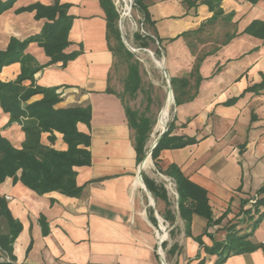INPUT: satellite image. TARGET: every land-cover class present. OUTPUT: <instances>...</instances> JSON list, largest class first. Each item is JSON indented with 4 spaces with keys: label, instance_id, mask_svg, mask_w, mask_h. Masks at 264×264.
Returning a JSON list of instances; mask_svg holds the SVG:
<instances>
[{
    "label": "crops",
    "instance_id": "0c3cea01",
    "mask_svg": "<svg viewBox=\"0 0 264 264\" xmlns=\"http://www.w3.org/2000/svg\"><path fill=\"white\" fill-rule=\"evenodd\" d=\"M54 1L16 0L0 14V49L5 50L11 38L23 41L43 29L46 18L38 19L35 11L21 8ZM59 1L69 4L72 16L65 52L77 54L64 64H49L51 58L44 48L37 41L30 42L24 52L44 67L35 73L33 82L27 79L23 84L56 87L62 96L58 107L90 104L91 121L88 125L79 122L78 128L91 135V165L76 167L77 183L83 186L77 197L59 191L38 194L13 177L0 183V196L9 197L8 206L22 224L13 244V263L161 264L156 228L138 176L141 162L133 130L125 104L111 86L116 55L107 39L105 10L100 0ZM144 2L163 40L170 75L189 77L192 86L183 97L185 102L177 105L172 135L198 139L184 147L163 149L159 165L163 170L179 167L189 180L206 189L214 219L221 218L208 226L205 217L194 214L187 235L185 220L178 212L183 227L170 242L179 245L174 264H200L202 259L204 264H213L218 255L206 252L196 237L200 235L203 244L211 247L225 239L232 224L241 233L253 229L251 240L256 248L230 255L223 264H264V218L254 226L258 214L250 204L264 195V88L248 90L263 81L264 40L241 33L253 20L264 21V0H223L225 13L234 12L231 23L219 18L202 32L192 33L189 39L195 43L194 52L180 35L197 30L212 17L208 6L189 9L185 0ZM216 26L224 31L220 34ZM235 32L224 43L227 34ZM202 57L199 73L190 76ZM20 72V62L5 65L0 80L14 81ZM42 97L35 94L28 103ZM0 133L16 147L26 137L1 104ZM40 140L57 150L68 147L58 131L54 140L50 132H42ZM159 206L163 214L165 201L161 199ZM177 218L176 214V230Z\"/></svg>",
    "mask_w": 264,
    "mask_h": 264
},
{
    "label": "trees",
    "instance_id": "16d2710c",
    "mask_svg": "<svg viewBox=\"0 0 264 264\" xmlns=\"http://www.w3.org/2000/svg\"><path fill=\"white\" fill-rule=\"evenodd\" d=\"M15 1L0 0V14L11 8ZM100 1L106 13L107 39L111 49L117 55L123 47L117 30L118 14L112 0ZM222 1L185 0L189 9H196L200 4H205L213 12L212 17L202 23L197 30L187 31L180 35L187 39V44L193 52L195 51V43L189 39L192 33L202 32L208 24L215 23L219 18L226 23H231L234 12L225 13ZM248 1L257 3L259 0ZM135 5L143 15V23L152 30H147L149 34L143 39L140 35L137 36L141 39L142 45L148 46L153 39L152 35H154L159 44L164 47L163 40L158 37L154 28L148 5L144 0H135ZM21 11H35L36 18H46L47 21L40 33L23 41L11 38L7 48L5 50L0 49V72L5 65L14 62L21 63V72L14 81L4 82L0 80V104L3 110L10 114V121L18 122L26 135L22 146L16 147L0 133V183L7 177H13L19 179L25 186L38 194L59 191L67 196L77 197L81 195L83 186L77 183L76 167L91 165V152L89 149L91 135L79 130L78 123L83 122L87 125L90 123L92 118L91 106L86 103H76L68 107H58L57 104L62 100V96L57 92L56 87H44L35 84L26 87L23 84L27 79L33 82L35 73L44 67V65L38 64L33 56L24 52L30 42L37 41L44 48L46 54L51 58L49 64L59 61L64 64L76 56L77 53L65 52L70 43L68 34L72 22V16L69 14V4L61 3L59 0H55L54 3L48 5L36 2L21 8ZM241 33H247L264 40V21L260 19L253 20ZM235 35L236 32L227 34V40L224 43H228ZM176 38L169 40L174 41ZM202 59L203 57L198 59V63L194 65L190 76L199 73V61ZM197 76L200 80V74ZM170 80L176 104L179 105L185 102L183 100L184 95L189 94L192 89L189 77L171 76ZM141 83L142 76L139 65L130 62L125 89L131 95H134L141 88ZM253 88H264V76L260 84L249 87L248 90ZM39 93L43 94L41 99L28 103L33 95ZM125 109L129 126L133 130L134 146L137 152V160L140 163L145 158L147 144L156 121L126 104ZM174 127V122L168 125L167 131L154 147L152 157L159 171L170 177L176 184L178 212L185 220L186 234L190 235L189 227L194 214L205 217L208 226L220 222L221 218L214 219L206 189L189 180L175 165H171L167 170L160 167L159 156L163 149L180 148L198 141L195 137L172 135ZM55 131L63 134V139L68 145L66 150H57L41 142L42 132H50V138L54 140ZM143 179L153 196L156 199L165 201L166 210L162 216L172 226L171 233L173 234L176 228L174 227L176 212L171 208L166 188L144 174ZM263 192L264 188L261 189V193ZM254 200L252 208L258 214L253 223L256 226L264 218V195L255 197ZM245 211L249 214L251 208ZM150 218L154 224H157V219L153 214ZM21 231L22 224L20 220L13 216L6 197L0 196V264H14L13 244ZM252 234L253 229L250 232L241 233V230L236 228V224H232L227 228L225 239L215 241L211 247L203 244L200 235L196 239L205 248L206 252L218 255L213 264H223L230 255L244 253L256 248L251 240ZM165 245L166 242L163 241L162 246ZM178 249V243H172L166 249L167 256H174ZM3 254L6 255L5 260H1ZM200 264H204V259L200 261Z\"/></svg>",
    "mask_w": 264,
    "mask_h": 264
},
{
    "label": "rangeland",
    "instance_id": "374dc122",
    "mask_svg": "<svg viewBox=\"0 0 264 264\" xmlns=\"http://www.w3.org/2000/svg\"><path fill=\"white\" fill-rule=\"evenodd\" d=\"M132 15L136 24L128 23L125 27H122V29L119 25V17L117 19V30L120 37L119 39L123 47L121 48V51L117 53L115 58L113 73L111 76V86L120 95L123 102L127 106L139 111L140 113H145L149 118L154 119L156 121L153 131L151 133V137L147 144V152L145 158L143 159L145 160L148 155L147 153L151 143L162 130L158 128V125L165 113V108L163 110V107L164 105L166 107V102H168V82L162 68L160 67L163 65L162 63L164 61V64L168 69L167 55L165 47L159 44L154 35H152L153 39L150 41L148 46H143L141 39L137 37L138 35H140L143 39L144 37L148 36L141 32L142 27L149 31L152 30L148 25H145L143 23V15L139 8L135 5V0H133ZM216 29H218L220 34L224 31L222 27L216 26ZM129 46L135 47L136 49H138V51L130 49ZM130 62H135L139 65L142 76L141 88L134 95H131V93L125 89V82L127 79L128 66ZM171 104L172 105L170 106V110L168 113L166 127H168V125L172 122L175 123V120L177 118V104L175 100V95L172 96ZM151 158L153 163L151 168H146L142 170V175L144 174L156 180L158 184H161L166 188L171 203V208L175 210L178 216L177 219L179 221L178 230L175 229L173 234L171 233L172 226L168 221H165L162 216L163 211L160 210L159 206V201H161V199H156L153 196L155 201L154 208L152 205H150V198L148 196V192L145 191L143 188L142 190L145 197V202L149 205V216L151 217V214H153L157 219V224H154V227L159 230L160 236H165L164 241L166 242V245L164 247L161 245L163 256L165 257V262L166 264H174V256L168 257L166 254V249L171 245V239L177 237L181 233L183 227L182 222L179 219L177 198L174 193L176 187L170 184L168 180L169 177L159 171L152 156ZM250 204H253V202L251 201ZM5 259L6 255L3 254L1 260Z\"/></svg>",
    "mask_w": 264,
    "mask_h": 264
},
{
    "label": "built area",
    "instance_id": "2783aa9c",
    "mask_svg": "<svg viewBox=\"0 0 264 264\" xmlns=\"http://www.w3.org/2000/svg\"><path fill=\"white\" fill-rule=\"evenodd\" d=\"M113 2V5H114V8L118 14V17H119V25H120V28L122 29V27H125L128 23H133V24H136L134 18H133V15H132V7H133V0H112ZM141 32L145 35H148L149 32L144 28L142 27V30ZM130 49H133L135 51H138V49H136L135 47H132V46H129ZM169 182L171 185H173L174 187H176V184L175 182H173V180L169 177ZM175 195H176V198L178 199V192L177 190L174 191ZM6 199H9V197L7 196ZM252 202H254L255 200H251ZM156 234H157V237H158V247H157V250H158V253L160 254H163L162 252V244H161V241L163 239L162 236L159 235V230L156 229ZM162 264L163 261H162Z\"/></svg>",
    "mask_w": 264,
    "mask_h": 264
},
{
    "label": "water",
    "instance_id": "95a60500",
    "mask_svg": "<svg viewBox=\"0 0 264 264\" xmlns=\"http://www.w3.org/2000/svg\"><path fill=\"white\" fill-rule=\"evenodd\" d=\"M165 74V77L167 78V82H168V94H172L174 96V93H173V89L171 87V80H170V74H169V71L168 69L166 68L165 64L160 66ZM167 131V127L165 129H163L159 134H158V137L155 139L154 143L152 144V146L149 148L148 150V153L150 156H152V151L154 149V147L158 144V142L160 141V139L163 137L164 133ZM143 162L144 160L140 163L139 165V172H138V176L140 177V179L143 181L144 183V188L145 190L148 192V195H149V198H150V203L151 205L155 208V201H154V198H153V195L152 193L149 191V189L147 188L145 182H144V179H143V175H142V170H143ZM152 200V201H151ZM157 213V211H156ZM165 238L162 239L161 241V244L162 242L164 241ZM159 255L161 256V259L163 261L164 264H166L165 262V257L163 256V254H160Z\"/></svg>",
    "mask_w": 264,
    "mask_h": 264
},
{
    "label": "bare ground",
    "instance_id": "6f19581e",
    "mask_svg": "<svg viewBox=\"0 0 264 264\" xmlns=\"http://www.w3.org/2000/svg\"><path fill=\"white\" fill-rule=\"evenodd\" d=\"M163 65H164V61H163V63H162ZM172 94H169V97H168V102H166L167 103V105H166V107H165V105H164V107H163V110H164V108H165V113H164V115H163V118L161 119V121L159 122V125H158V128L159 129H165L166 128V125H167V118H168V113H169V110H170V106L172 105L171 104V102H172V96H171ZM161 130V131H162ZM158 137V136H157ZM156 137V138H157ZM155 138V139H156ZM155 139H154V141H155ZM154 141L151 143V145H150V147L152 146V144L154 143ZM152 158H151V156L148 154L147 155V157H146V161L145 162H143L144 163V167L145 168H151V166H152V160H151ZM143 186H144V183H143ZM152 201V200H151ZM162 221V220H161ZM163 238L165 237V236H162Z\"/></svg>",
    "mask_w": 264,
    "mask_h": 264
}]
</instances>
